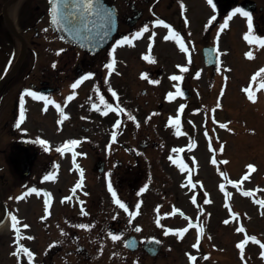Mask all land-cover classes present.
I'll list each match as a JSON object with an SVG mask.
<instances>
[{
	"label": "flooded vegetation",
	"instance_id": "1",
	"mask_svg": "<svg viewBox=\"0 0 264 264\" xmlns=\"http://www.w3.org/2000/svg\"><path fill=\"white\" fill-rule=\"evenodd\" d=\"M112 1L120 7V21L133 25L151 23L154 16L164 21H177L184 7L181 0ZM231 1L214 0V3L223 9L231 5L238 7L236 3L240 0ZM47 7V0H0V70L35 72L23 77L18 88L29 86L39 93L45 88L53 89V93L57 92L62 84L75 82L77 72V59L75 60L71 50H63V53L60 51L57 54V50L61 48L50 32ZM249 11L253 15L255 33L262 34L264 0L261 4L251 3ZM131 30L129 28L128 32ZM22 53L23 58L20 59ZM89 65L86 59L81 60L80 66ZM18 88L12 93L4 85H0V183L3 185L10 184L14 174L10 160L20 159L23 148H34L31 144L21 148L16 143L20 139L16 125L20 118L21 96L24 94V88L19 91ZM37 246L36 261L38 264H44V251L41 249L43 245Z\"/></svg>",
	"mask_w": 264,
	"mask_h": 264
},
{
	"label": "snow or ice",
	"instance_id": "2",
	"mask_svg": "<svg viewBox=\"0 0 264 264\" xmlns=\"http://www.w3.org/2000/svg\"><path fill=\"white\" fill-rule=\"evenodd\" d=\"M50 3H51V7H50L51 21H52L53 25H55L57 27H62L64 31L69 32V31H72V28L70 27V25H72L73 23L79 21L83 28L88 29L90 31L91 29H90L89 26L93 23V21L90 19V17L95 16V17H99L100 20L103 23V27L105 28L104 36L108 35V29L111 28L112 22H113V13H112L111 9L105 8L102 0H50ZM181 3L183 4V0H181ZM207 3L209 5H211V7L213 9H215L217 7L216 3H214V0H207ZM237 13L242 14L244 17L247 18L249 32L245 33L244 38L246 40H248V42L250 44L255 43V44H258L260 47H264V36H260V35L252 36V35H249V33H251L252 30H253V15H252L251 11L246 10L244 7H233L231 9V11L224 17V21L220 25V29L223 30L225 27H227L229 21ZM186 20H187V18H186ZM214 20H216V16L215 15H213L210 18L209 22L214 21ZM154 23L157 24V25H163L166 22L163 19H157V20L154 21ZM168 28L172 29V25L168 24ZM148 29H149V25L145 24L139 30H137L134 35H124L121 39H117L115 41V44H113V46H112L113 59H112V61L109 64L106 65V67L108 69H110V70L114 69V66H115V63H116L114 53L116 51L117 46H120V45H123V44H127V45H130V46L133 45L134 44V40L136 38L141 37L144 32L148 31ZM45 31H47V29H45ZM75 34L78 35L79 34V30H77ZM170 36H171V38L173 40H176L179 43L180 48L185 53L189 52V49H188V47L185 46L184 40H183V38L181 36V33L179 31H176L175 29H172V32L170 33ZM166 39H167V37H166ZM60 51H63V49L57 50V54H59ZM217 51H219V49H217ZM246 55L249 58H254V54H253L252 51H249L248 53H246ZM144 58L146 60L154 59L153 57H151L149 55H145ZM189 61H191V56H189ZM177 67L178 68H182L184 71H187V68L185 66H183V65H177ZM200 74H201L200 71H197L195 73V75L197 77H199ZM94 75L95 74L93 72L86 73L84 76L80 77V79H78L75 83H73L71 85V87L72 88H76L77 85H79L83 80H85L87 78H90V77H93ZM141 76L142 77H148L149 73H147V72L141 73ZM257 77L260 78L259 87L260 88H264V67H261L253 75L252 80L256 81ZM171 79L173 81H181V80L184 79V77H183V75L173 74L171 76ZM225 80H227V77H225ZM106 82H107V80H106ZM151 83L152 84H159L160 81L156 80V79H153V80H151ZM175 88H176V91H169L167 93V97L166 98L169 101H172L176 97L184 95V92L181 90L180 84H176ZM24 91H25V93L31 95L32 97H35L37 100H45L49 104H55L56 103L54 100H51L50 98L46 97L43 93H38L36 91H33L32 89H25ZM97 91H99L98 88H97ZM109 91H111L112 95L114 97H117V99H118V93L114 89H112L111 86H109ZM244 91L247 93L248 98H249L250 101L255 102L257 100V96L253 93V91L250 88L246 87L244 89ZM75 94L76 93H73L72 95H70L68 97V99L71 100L72 97ZM223 94H224V90L222 89L220 95L223 96ZM99 101H100V103H102V104H104L106 106V110L104 111L103 114L107 115L108 114L107 110H111L113 108V104L109 103V101L107 99H105V97L103 95H101L99 97ZM20 104H21L20 118H21V120H23L24 119V97L23 96H21ZM92 106H93V108H96V109L99 108V104H93ZM56 107L58 109H60V105L59 104H57ZM115 107H116V110H118V111H126V109L122 108L118 103L116 104ZM184 107H185V105L181 104L180 108H179V111L183 112ZM220 107H222V105L220 103H217L216 108H220ZM60 110L63 113V110L62 109H60ZM213 112H215V109H213ZM67 115H68L67 113H63L64 118H66ZM128 118L130 120L136 121L137 124L139 123V121H137V118L134 115H132L130 112L128 113ZM149 119H151V117H149ZM213 119H215L214 116H213ZM116 123L119 124L120 121H117ZM168 123L170 125L174 124L176 126V135H180L181 134V127H180L181 126V117L179 115L171 116L169 118ZM217 123H219V121H217ZM229 123L230 122L222 123L221 127L226 128L229 131H233L231 128H229ZM16 126L18 128L20 127L19 122L17 123ZM250 131L254 132L255 130L251 129ZM205 134L207 135V132ZM116 137H117V133L113 132L112 133V140L115 141ZM218 138L219 137H217V139ZM37 143H40V144L44 145L46 148L50 144V142L47 139H38ZM79 143H80V140H78V139H69L68 141H66V143L62 147L58 148L57 150L60 151V152H64L69 146H76ZM192 146H195V145L193 144ZM209 147H211V144H209ZM223 150H224L223 145H221L220 151H223ZM173 151H177V149H173ZM180 151H183V149H180ZM76 155H86V154L85 153L73 152V161L74 162H75V156ZM169 159L172 160L173 163L178 164L180 169H181V171H184L188 167V165L182 159H177L175 156H170ZM227 162L228 161H226V160L224 161V163H227ZM212 163L213 164L217 163V160H216L215 156L212 159ZM76 167L80 169L81 181L78 182L75 185V188L73 189V192H75V189L81 188V185H82V182H83L84 169L82 167H80L79 164H77ZM247 168L249 170H254L256 168V165L252 164V163H249L247 165ZM220 175L224 176L225 178H227V174L225 172L221 171ZM53 178H54V176L51 173L44 177L45 180H50V179H53ZM187 183L189 185H191L192 188L196 187V183L193 182L192 176L190 174L187 177ZM230 183L236 185V184L239 183V181L231 180ZM107 186H108V190L111 192L112 197L114 198V202H115L116 205H118L121 209H124V211L128 214V216L130 218H134L136 215H138V210L140 208V203H138L136 205L137 211H130L129 210V205L118 196L117 190L113 187V184H112L110 179L108 181V185ZM147 187H148V185L145 184L143 187H141L139 189V192L143 193L147 189ZM224 187H225V185L223 183H221L220 184V188L224 189ZM29 191L35 193V192H39V191H42V190L41 189H37L36 187H32V188L29 189ZM49 195H51V194L49 193ZM227 195H230V194L226 193V196ZM244 195L251 196L252 195V191L251 190L250 191H246V192H244ZM17 199H20V197H17ZM64 199H69V197H65ZM191 199H192L193 203H195L197 197L195 195H193L191 197ZM210 202H211L210 199H207L205 201V203H210ZM256 202L258 204H260L262 207H264V199H259ZM46 204H47V201H46ZM83 204H84V202L81 201V207L82 208H83ZM46 211H47V208H46ZM175 211L176 212H180L181 210L179 208H176ZM201 211H203V209H201ZM261 214L264 215V212H262ZM9 215L11 216V220H12L11 227L14 228V229H17V216L13 215L12 213H9ZM232 215L236 216L237 213L233 212ZM46 218L47 217H41V219H46ZM189 220H191V217H189ZM228 222H229L228 220L224 221L225 224H227ZM129 223H131V220H129ZM155 223L157 225H160L161 221H160L159 217L156 219ZM191 226L192 225L190 224L189 227H191ZM23 227L24 228H28L29 225L24 224ZM78 227H80L82 229H87V228L92 227V225H90V224H80V225H78ZM196 227L198 228V230H199V232H200V234L202 236L204 231H205L204 226L202 224H197ZM136 230L140 231L141 230L140 226H137ZM186 230L187 229H185V228L174 229V228L169 227L165 234L167 235L168 233L177 232V233H180L182 235ZM241 230H243V225H241V227L237 229V231H241ZM61 231H63V229ZM109 235H111V239L113 241H117V240H119L121 238L120 235L112 234L111 232L109 233ZM20 238H21L20 232L17 229L15 243L18 244V248H17V251H16L15 254L19 256L21 254V252H23V253L26 254L29 264H35L34 257L36 256V253L33 252L28 247H26L23 243H20ZM151 239L155 240L156 238L152 237ZM249 240L250 241H255L258 244L261 243V241L258 240V238L255 235H247L246 239L245 240H241L238 243V245H237L238 248L241 249V257L242 258H243V255H244L243 249L245 247V244ZM53 243H56V242H53ZM198 246H199V239L197 240V243H196V245H194V247H198ZM262 246H264V245H262ZM188 255H189V258H190L191 261H193V262L196 261L197 258H196L195 255H192L191 253H188ZM261 255L264 256V252H261ZM204 258L207 259L208 257L205 256ZM137 264H138V262H137ZM245 264H246V262H245Z\"/></svg>",
	"mask_w": 264,
	"mask_h": 264
},
{
	"label": "rangeland",
	"instance_id": "3",
	"mask_svg": "<svg viewBox=\"0 0 264 264\" xmlns=\"http://www.w3.org/2000/svg\"><path fill=\"white\" fill-rule=\"evenodd\" d=\"M135 63H136L135 61L131 62V64H135ZM247 72H248L247 70H245L244 72L241 71V76L246 75ZM223 76L224 73H221L220 77ZM224 83H226L223 94L224 102L222 103V96L220 95L221 93H219L215 99V103H220L222 105L220 109L223 110L224 114L225 112H227V114H231L227 116V120L225 123L230 122L229 128H231L233 131H229L228 129L222 127L224 129L222 134L226 135V137L225 138L219 137L217 139V142H219L220 144L219 147L221 148V145H223L224 148L223 151H220V161L224 164L226 174L232 177V179H236L239 176L240 177L246 176V178H248L247 183L250 185V187H252V184L260 187V185L264 183V180L261 178V171L264 170V154L259 153V151L257 153L253 152L251 154V151L249 153V150L252 149L253 146H260L261 144L259 145V143L264 142V95L260 94L257 97V100H259V102L263 105V107L256 109L254 111L252 107L246 108L245 109L246 116L244 117V115L241 113L236 112V114H234V110L232 107L234 102H235V107H237L239 101V99L236 98L238 94L236 92L234 94L231 90V88L235 87L236 84L230 80H226L225 82L221 81L220 88L222 87L224 88L223 85ZM201 90L206 91V89L204 88ZM157 91H160V89L158 88ZM253 103L255 104V102ZM240 105L244 106L243 98L241 100ZM238 124L246 125V127L248 126L250 129H247V131L254 129L256 135H254L255 133H249L247 135V131H245ZM225 160L228 162L224 163ZM249 163L255 164L256 168L254 170H249L247 168V165ZM92 185L94 186L95 184L92 183ZM261 187L262 189L260 190V192H258L260 197L264 195V190H263L264 185H262ZM254 211H255V220H254L255 222L253 223V225H255L254 229L256 231H263L264 233V215H262L261 214L262 212L258 211L255 206H254ZM147 219L148 216H145V220ZM221 219L225 221L222 214H221ZM242 223L243 222L241 221H234L233 224L228 222L227 224L224 223L226 227L223 226L220 227L219 233H220L221 243L224 246L228 247V250L230 248L231 253L232 250L234 251L232 247L233 241L232 238L228 239L227 237V235L230 234L229 231L227 230V227L232 226V228H237L240 225H242ZM198 239H199V243L201 244L200 248L203 250L204 248L203 242L206 240L203 235L201 236V234L200 237H198ZM206 242H208L210 247L208 256H213V255L216 256L215 253H213L215 250V246L212 245L213 242H215V240L213 241L210 240ZM208 261L205 258H203V260L200 261V264L201 262L202 264H224L222 258H220V262H218V260H215L214 263ZM259 261L260 264L261 262L264 264V260H261V258L259 259ZM104 264H110L109 261L108 262L106 261L105 257H104ZM115 264H119V263H115ZM158 264H166V262L164 260H160ZM256 264L259 263L257 262Z\"/></svg>",
	"mask_w": 264,
	"mask_h": 264
}]
</instances>
